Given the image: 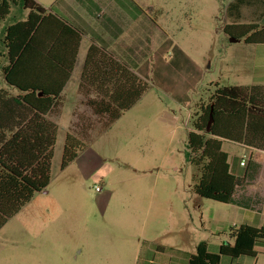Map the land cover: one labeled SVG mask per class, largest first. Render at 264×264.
Masks as SVG:
<instances>
[{
    "label": "rangeland",
    "instance_id": "1",
    "mask_svg": "<svg viewBox=\"0 0 264 264\" xmlns=\"http://www.w3.org/2000/svg\"><path fill=\"white\" fill-rule=\"evenodd\" d=\"M235 1L159 0L178 18L170 21L169 34L199 67L196 88L179 107L169 86L178 78L171 76L168 85L169 76H149L141 101L107 130L100 128L107 115L80 106L93 128L85 149L61 169L64 140L59 135L47 188L0 229V264H133L126 249L162 228L183 236L188 252L200 240L212 252L227 243L228 229L216 237L198 227L201 215L222 214L228 207L195 194L199 171L186 161V144L195 106L207 101L215 84L248 86L264 74V59H258L264 58V44L232 41L223 31L236 20L227 10ZM240 6L239 22L264 27V0H242ZM12 15L17 13L7 23L15 21ZM173 58L171 46L164 55L170 71ZM223 151L231 163L240 157L250 161L236 146L225 144ZM227 216L229 224L239 223L237 211L231 220ZM256 264H264V255L258 254Z\"/></svg>",
    "mask_w": 264,
    "mask_h": 264
},
{
    "label": "trees",
    "instance_id": "2",
    "mask_svg": "<svg viewBox=\"0 0 264 264\" xmlns=\"http://www.w3.org/2000/svg\"><path fill=\"white\" fill-rule=\"evenodd\" d=\"M241 3L242 0H236L227 7L229 14L236 20L226 24L223 31L232 41L243 39L247 44H264V27L238 21ZM11 6H19L28 12L25 20L16 21L5 29L2 39L5 52L0 51V58L5 56L9 61L4 69L6 83L22 93V96L10 99L15 107L19 102L25 104L26 108L20 112V118L30 119L24 130L12 133L13 128L8 126L9 136L4 135L3 112L19 113L6 99L7 92L0 90V229L35 193L45 190L49 184L56 128L48 124V134L43 137L38 122L44 120L43 115L59 97L72 66L59 88L38 86L31 82L32 78H24L27 79L24 81L17 75L18 68H22L24 62L33 59L35 55L46 54L47 60H56L51 50H45L46 45L41 50L38 44L44 35V28L50 22H55L51 24H56V29L49 36L46 35L48 46L57 37L63 40L70 35L74 38L72 65L81 38L78 31L50 15L46 16L45 10L33 0H0V22L10 13ZM82 78H99L104 84L113 83V88H79L85 94L86 103L93 113L107 115L104 128L116 121L148 90L145 81L95 46L88 49ZM91 90L102 97L89 98L87 92ZM211 118L210 130L207 131ZM192 129L187 136L186 161L199 171L193 191L202 198L228 204L232 201L235 189L244 185L245 178L235 176L230 171L228 155L222 150V143L232 141L253 147L264 145V86L216 85L207 101L198 104L192 116ZM83 149L84 143L67 135L63 143L61 169L71 163ZM229 236L234 240L233 245L222 244L216 253L208 251L206 242H200L195 253L189 256L187 264H220L222 256L254 257L255 247L264 243V226L256 228L241 225L232 229Z\"/></svg>",
    "mask_w": 264,
    "mask_h": 264
},
{
    "label": "crops",
    "instance_id": "3",
    "mask_svg": "<svg viewBox=\"0 0 264 264\" xmlns=\"http://www.w3.org/2000/svg\"><path fill=\"white\" fill-rule=\"evenodd\" d=\"M33 1L45 10L46 16L50 15L69 28L78 31L81 37L72 65L75 49L74 38L68 35L61 40L57 37L50 41L48 46L45 39L56 29V24H51L55 22H50L44 28V35L40 38L38 44L41 50L46 45L45 50H51L56 60L53 61L51 58L47 60L46 54L35 55L33 59L26 60L25 65L18 68L17 71L18 77L23 78L24 81L27 80L24 78H32L31 82L38 86L47 85L44 87L59 88L68 69L72 66L59 97L48 112L43 115L44 120L38 122L39 129L43 130V137L48 134V124L55 126V145L61 133L63 134V140L67 135H72L82 143L86 142L90 131L93 129L88 124L87 120L89 118L85 116L84 111L79 109L80 106L91 109L86 103L85 94L79 88H113V83L104 84L99 78H82L84 61L90 46L102 50L143 81L147 80L149 76H169V79H165L169 85L171 76L178 78L169 86L174 92V100L177 101L179 107L186 100V94L196 88L200 74L199 67L192 56L180 45L179 41L173 38V35H170L171 33L169 34L170 21L175 22L178 18L173 17L165 5L159 6V0ZM13 12L17 13V15H12L11 18L15 21L7 23ZM27 12V10H21L19 6H11L10 13L0 22L1 52H5L2 44L5 29L16 21L25 20ZM241 23L247 24V22ZM171 46H173L174 51L173 71H170L169 66L164 61V55L168 53ZM258 59L260 63L264 58H261L260 55ZM8 64L9 61L5 56L0 58V90L7 92L6 99H9L12 108H16L19 115L10 114L4 110L2 131L7 137L9 136L8 126L13 128L12 133L24 130L30 119L29 117L20 118V112L26 108L25 104L19 102L15 107L13 100L10 99V97L22 96V93L9 86L5 81L4 69ZM255 79L256 81L248 86L242 87L264 86V74H259ZM216 85L218 84L214 86ZM91 92L93 93L91 94ZM87 94L91 99L102 97L93 90L88 91ZM143 97L144 95L132 107L124 111L111 126L133 110ZM199 103H201V99ZM8 116H11V118ZM173 118L178 122L181 116L175 115ZM183 124V127H185V121ZM110 127L106 128L109 129ZM100 128L101 130H107L103 127V124ZM187 130L188 134L193 129L187 127ZM225 144L240 148L243 155L248 156L250 161L247 163L243 157H240L234 158L231 163L228 153L224 151L228 155L230 171L235 176L245 178V183L235 189L232 201L226 204L228 210L222 212V214L215 211L208 218L203 215L200 216L199 229L209 231L212 236L216 237L223 236L228 230L230 232L241 225L256 228L264 226V145L253 147L232 141H224L222 150ZM55 145L53 147V157ZM242 161L244 165H241ZM254 162V165H250ZM235 211L239 213V223L233 221L229 224L227 215L230 214L229 218L231 220ZM226 229L228 230L226 231ZM200 242H206L208 251L211 253L218 252L222 245V243L219 244L216 251L212 252L209 249L208 242L200 240L195 243L194 251L188 252L185 249L186 241L183 236L176 234L172 228L167 230L162 228L160 233L148 236V239H144L142 243L140 239L135 240L134 246L131 245L126 250L129 251L133 264H187L189 256L195 253ZM233 243L234 240L229 236L226 244L233 245ZM120 253L118 250L115 252L117 261ZM255 253L254 257L230 258L222 256L220 264H256L258 254L264 255V243L255 247Z\"/></svg>",
    "mask_w": 264,
    "mask_h": 264
},
{
    "label": "water",
    "instance_id": "4",
    "mask_svg": "<svg viewBox=\"0 0 264 264\" xmlns=\"http://www.w3.org/2000/svg\"><path fill=\"white\" fill-rule=\"evenodd\" d=\"M211 122H212V118L210 119V121L208 122V125H207V131L210 130V125H211Z\"/></svg>",
    "mask_w": 264,
    "mask_h": 264
},
{
    "label": "built area",
    "instance_id": "5",
    "mask_svg": "<svg viewBox=\"0 0 264 264\" xmlns=\"http://www.w3.org/2000/svg\"><path fill=\"white\" fill-rule=\"evenodd\" d=\"M241 165H244V162L243 161L241 162ZM95 191H100V188L96 186L95 187Z\"/></svg>",
    "mask_w": 264,
    "mask_h": 264
}]
</instances>
